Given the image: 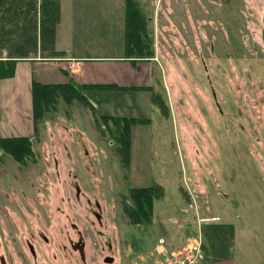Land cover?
<instances>
[{
    "label": "rangeland",
    "instance_id": "rangeland-1",
    "mask_svg": "<svg viewBox=\"0 0 264 264\" xmlns=\"http://www.w3.org/2000/svg\"><path fill=\"white\" fill-rule=\"evenodd\" d=\"M136 1L170 117L158 116L155 132L132 131L126 164L116 124L103 116L136 117L146 108L141 112L132 102H91V107L58 97L33 123L31 110L25 114L17 105L18 79L1 80L0 134L27 136L31 151L19 171L0 150V225L4 211L11 210L36 213L42 223L52 220L51 230H44L51 242L41 241L38 250V260L52 259L50 264H160L155 253L160 244L177 249L184 243L187 225L178 218L183 206L179 211L174 200L184 203L190 191L204 199L219 196L206 202L213 210L206 219L227 214L231 255L239 264H264V0ZM74 2L71 34L81 32L82 51L123 54L125 0ZM28 24L23 16L12 15L11 21L0 16V57L21 44ZM40 45L38 37L33 57L44 59L50 47ZM148 177L160 181L164 196L154 202L150 222L134 225L124 204L132 202L130 189ZM93 212L100 214V225ZM2 254L0 244V259Z\"/></svg>",
    "mask_w": 264,
    "mask_h": 264
},
{
    "label": "crops",
    "instance_id": "crops-1",
    "mask_svg": "<svg viewBox=\"0 0 264 264\" xmlns=\"http://www.w3.org/2000/svg\"><path fill=\"white\" fill-rule=\"evenodd\" d=\"M58 1L59 16L53 34V49L54 52H56V55L48 54L47 57H43L44 59H41L39 56L20 60L16 64L14 76L5 79L12 80V83L18 79L19 83L22 84V88L19 84L17 93L19 101L17 105L24 107L25 114L26 112L27 114H30V89L32 81L50 84L73 83L75 86H80V88H82V93L89 102L95 104L97 102H132L130 104H133L132 106L135 107L137 105L138 109H141V107L146 108V113H143L141 116H136L138 118L146 119V122L136 123V126H133L135 125L133 124L130 128V135L134 130L142 131L144 134H146V132H155V128L158 126L156 124L161 123L158 120V116L162 118L161 121H163L165 118L170 117V114L169 110L168 115L166 116L159 114L157 107L151 99V92L149 91L150 87L160 91L162 98L166 101L168 106V100L164 93L165 86L161 83L159 77L155 76L152 62L153 57L143 60L126 58L124 42L122 46L124 52L121 55H87L82 51L84 45L78 41V39L81 41L83 38L80 36L81 32L78 31V35L77 32L76 34H71L72 25L70 23V18L72 17V13L69 7L73 5L76 0ZM124 35L125 31L123 36ZM46 63H51L54 67L47 70L43 67ZM71 63L74 64V66H71ZM91 84H115L119 87H124L125 89H104L97 88L96 86H93L92 88L89 87ZM19 90H21V93ZM118 97L122 100L116 101V98ZM140 102H144L145 106H142ZM151 110L152 112L150 114ZM3 115V113L0 115V123H2ZM26 116L27 115H25V117ZM133 116L134 115H131V117ZM25 123L26 121L21 119L20 124L22 125ZM185 169L186 173H188L187 168ZM148 180L149 177L146 180V183L140 186L151 185L153 179L150 182H148ZM156 180L160 183L158 179ZM184 184H187V179H185ZM184 196L187 197L184 203H181L179 198L174 200L179 211L182 208L181 206H183V212H181L182 214H180L178 218L183 219L185 225H187V230L182 232L185 235L183 236L184 239H182L184 243L179 242V247L185 246L188 243H193L199 239L202 242L203 247V257L200 264H239L231 255L234 248L231 242H228L230 229L225 228V225L229 226L226 223L228 218L227 214L222 212H219L218 214L213 213L212 215L215 217L206 219L210 216V212L213 211L211 207L205 205L206 202H209L212 198L216 199L219 196H205L204 199L203 195L193 194L190 191L187 192V195L184 194ZM217 201L222 204L224 199H218ZM219 219L222 220V222L215 223ZM183 229H186V227ZM186 234H188L187 237ZM159 238L157 239V242ZM163 245L167 247L166 250H164V246L161 244V247L159 246L160 250H155V253L160 257L158 263L171 264L173 250L168 247V242ZM221 246L224 247L221 248Z\"/></svg>",
    "mask_w": 264,
    "mask_h": 264
},
{
    "label": "trees",
    "instance_id": "trees-1",
    "mask_svg": "<svg viewBox=\"0 0 264 264\" xmlns=\"http://www.w3.org/2000/svg\"><path fill=\"white\" fill-rule=\"evenodd\" d=\"M12 12L13 14H11ZM12 15L16 18L20 16L28 18L29 24L23 25L21 29V44L14 50L13 53L15 55L11 53L6 58L0 57V81L14 76L18 61L36 55L38 37L41 43L40 48L43 50L48 49L45 48L48 45L50 47L49 54L56 55L53 49V34L59 16L58 0H0V16L11 21ZM14 25H17V23ZM13 29L16 30L17 26ZM124 43L126 58L143 60L153 57L154 50L151 48L146 21L136 0H125ZM93 86L104 89H125L115 84L89 85L92 88ZM149 91L158 113L164 116L168 115L169 108L160 91L152 87L149 88ZM30 94L33 123L39 117H43L48 109L51 108L52 103H54L51 102L53 98L62 97L66 102H70L73 98L75 100L80 99L84 100L83 103L85 105L92 107L91 102L87 101L82 93V88L75 86L73 83L50 84L32 81ZM103 117L111 119L116 124L120 141L118 152L123 162L128 164L130 128L133 124L146 122V119L111 115ZM28 139L27 136L23 135L3 136L0 134V150L10 154L16 161L24 164L27 159H30L31 147ZM163 194V186L156 182L148 186L133 187L130 189L129 194L132 202L131 204H124V213L134 225L148 223L151 221L154 202L162 199Z\"/></svg>",
    "mask_w": 264,
    "mask_h": 264
},
{
    "label": "flooded vegetation",
    "instance_id": "flooded-vegetation-1",
    "mask_svg": "<svg viewBox=\"0 0 264 264\" xmlns=\"http://www.w3.org/2000/svg\"><path fill=\"white\" fill-rule=\"evenodd\" d=\"M4 153V152H3ZM8 156H11L8 154ZM11 158L17 163L19 171L26 163H20L16 161L12 156ZM20 207V205H19ZM2 217V225H0V244L3 254L1 255L0 264H50L52 261L43 262L38 260V250L41 249V241L49 245L51 240L45 235V231H49L52 228V220L48 217L45 222L38 220V215L30 214L27 216L26 211L11 210V212L4 211ZM98 225L101 224L100 214L93 212ZM70 227L73 230L74 224L71 221ZM91 226H94V222H90ZM101 234V232H99ZM81 235H79L78 241L80 243ZM39 241L36 245V241ZM72 250L75 246L73 238L70 236L67 239ZM79 243V242H78ZM110 243H107V247H110ZM40 248V249H39ZM111 248V247H110ZM111 256H105V262H111Z\"/></svg>",
    "mask_w": 264,
    "mask_h": 264
},
{
    "label": "built area",
    "instance_id": "built-area-1",
    "mask_svg": "<svg viewBox=\"0 0 264 264\" xmlns=\"http://www.w3.org/2000/svg\"><path fill=\"white\" fill-rule=\"evenodd\" d=\"M71 66L74 64L71 63ZM159 242L163 241L159 240ZM171 249L173 250L171 264H200L203 257L202 242L199 239L183 247Z\"/></svg>",
    "mask_w": 264,
    "mask_h": 264
},
{
    "label": "water",
    "instance_id": "water-1",
    "mask_svg": "<svg viewBox=\"0 0 264 264\" xmlns=\"http://www.w3.org/2000/svg\"><path fill=\"white\" fill-rule=\"evenodd\" d=\"M109 261H111V259H108Z\"/></svg>",
    "mask_w": 264,
    "mask_h": 264
}]
</instances>
